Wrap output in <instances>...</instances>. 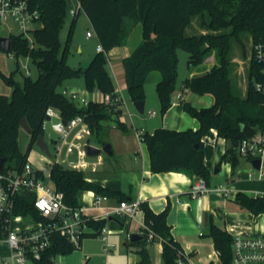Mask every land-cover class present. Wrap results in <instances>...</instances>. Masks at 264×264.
<instances>
[{
  "label": "trees",
  "instance_id": "16d2710c",
  "mask_svg": "<svg viewBox=\"0 0 264 264\" xmlns=\"http://www.w3.org/2000/svg\"><path fill=\"white\" fill-rule=\"evenodd\" d=\"M30 2L41 10V26L33 30L32 43L21 34H11L7 52L16 57H30L39 73L36 78L24 76L22 83L14 79L13 73H0L13 88L10 95L0 93V157L6 158L3 164L5 168H18L28 159L30 147L27 152H23L18 144L22 119L25 117L32 128L31 145L39 135H44L43 123L50 106L59 109L65 119L83 115L91 131L104 145L107 142L101 137L105 127L110 125L106 122L112 120L124 133L131 130L120 119L118 111L121 104L90 100L87 106H79L73 98L59 90L66 80L83 77L85 88L91 92H115L116 87L107 66V53L124 42L126 18L142 24V41L123 60L127 89L133 102L146 100L147 76L152 70H159L162 77L156 90L161 113L165 114L169 110L177 88L178 48L189 53L190 68L202 64L214 49L219 59V64L209 71L183 79L186 89L199 95L210 93L214 97V103L207 107H196L189 101H183L184 110L199 121V128L177 130L160 126L152 132L139 134L148 148L152 172H183L192 179L203 176L209 184L211 172L205 163L203 137L211 129H216L218 136L231 143L221 161L231 163L233 174L240 164V156L234 145L260 130L264 131V91L255 86L257 82H264V57L257 58L255 51L256 44L264 45V0H81V9L89 18L103 47L84 68L72 67L67 61L69 40L78 14L71 19L67 43L63 46L60 33L69 17L67 1ZM196 16L201 18L202 25L208 31L188 35L186 28ZM246 32L251 35L253 52L247 90L245 95H240L231 77V41L234 38L242 42L241 35ZM51 179L57 189L64 193V201L71 206H80L82 194L88 190L116 197L118 201L132 199L121 190L89 180L84 171L60 164L52 165ZM234 201L255 215L264 213V196L239 191ZM141 209L144 223L154 231L159 237L157 241L163 245V263L175 264L181 243L175 239L168 223L171 204L156 212L148 201H141ZM20 212L30 213L35 219L41 218L32 200L27 198L22 199ZM107 222L119 229H123L127 223L125 218L114 216L107 220H92L89 224L98 231ZM140 234V239H127L125 245L138 248L140 264H152L147 245L156 240L149 242L145 229ZM207 235L212 238L222 264H229L232 234L219 226L213 215H210ZM74 250V245L65 237L55 234L50 247L43 252L37 264H48L52 256L69 254Z\"/></svg>",
  "mask_w": 264,
  "mask_h": 264
},
{
  "label": "built area",
  "instance_id": "2783aa9c",
  "mask_svg": "<svg viewBox=\"0 0 264 264\" xmlns=\"http://www.w3.org/2000/svg\"><path fill=\"white\" fill-rule=\"evenodd\" d=\"M76 1L77 8L71 7L68 10V14L72 17L76 16L81 9V0ZM40 18V8L34 6L30 0H0V30L4 29L9 34L5 36H10L13 34L14 28H17L18 34L25 36L32 43L33 30L37 28L36 24L40 22ZM87 36H93L92 30L87 31ZM263 48L262 43L255 45L256 57L259 59L264 57ZM97 49L98 51L103 50L100 43L97 45ZM11 56L15 55L11 53ZM27 75H30L29 70H27ZM255 86L258 90L264 91V82H257ZM64 93L66 92L64 91ZM69 94L68 96L73 100H78L79 106L88 105L89 100L77 92ZM181 99H183L182 93H177L173 103L179 102ZM103 102L121 104L123 98L116 92L105 93ZM64 119L59 109L52 106L47 108L43 128L45 129L46 120H49L52 122V129L60 135V140L54 141L57 157L53 161H48L50 167H35L32 161L27 159L18 168H5L3 165L0 171V243L6 247L0 255V264H37V261L42 258L43 252L50 247L55 234L65 237L74 245L75 249H79L85 234L90 229L97 232V235L104 241L103 248L109 254L115 248L110 237L121 230L111 227L107 222L96 231L89 222L107 220L114 216L123 217L128 222L138 213L143 212L140 199H129L111 204L107 195L95 191H88V195L91 197L90 208L96 210L95 214H90L87 211L88 207L83 202L80 206H71L64 201V193L57 189L51 179V167L54 164L63 165L67 161L69 168L84 171L83 167L89 162L82 159L80 148H78V159L60 160L59 157L63 146H67L69 152L75 146V138L83 131L91 130L89 123L81 114L66 119V124ZM74 131V137L70 138ZM223 139L227 141L225 138ZM236 151L240 157L247 159L250 163L254 159H259V167L251 164L257 170V178L264 179V131L260 130L250 137L243 138L237 143ZM44 160L47 159L44 157ZM99 163L103 164V161L101 160ZM252 175L253 173H251ZM233 192V188L228 184L213 188L203 176H195L192 179L190 197L199 198L211 193L226 197ZM256 195L264 196V194ZM23 198L32 200L40 219H35L30 213L20 212ZM144 229L148 231L149 242L158 240L159 237L146 226L143 220L139 233H143ZM126 236L130 239L131 233H127ZM198 236L203 238L205 234L200 231ZM198 244L209 245L210 250L206 254H198L196 243L181 244L177 249L175 264H222L212 238L211 243L199 242ZM60 255L63 254L52 256L48 264H64L58 259ZM82 264L92 263L86 256ZM229 264H264V234H232Z\"/></svg>",
  "mask_w": 264,
  "mask_h": 264
},
{
  "label": "crops",
  "instance_id": "0c3cea01",
  "mask_svg": "<svg viewBox=\"0 0 264 264\" xmlns=\"http://www.w3.org/2000/svg\"><path fill=\"white\" fill-rule=\"evenodd\" d=\"M194 19L195 18H193L189 26L192 25ZM124 29V42L121 45L115 46L107 53V66L116 87L115 92L122 98L124 92H128L125 80V69L123 60L125 57L130 55L132 51L142 41V24L133 22L132 20L126 18L124 22ZM192 31L198 32L193 34L207 32V30L204 29L193 30V28ZM96 51L98 52L97 47ZM218 64L219 61L217 59L216 51H213L211 54L205 57L202 64L191 68L188 67L186 77L201 75L209 71L214 65ZM161 77L162 73L159 70H152L147 76V80L145 83V110L149 105V101L152 103V105L155 104V107L153 110H150V116L148 117V119L145 120L146 124L142 125L141 129H138V127H136V134L139 135V133H142L144 131L152 132L155 128L160 126H165L177 130H185L187 128H199V121L196 118L190 116L184 110L183 101H189L196 107H207L211 106L214 103L213 95L210 93L204 95L196 94L191 90L186 89L183 86L182 80L181 87H177L175 93L173 94V99L175 98L177 93H182L183 99H181L179 102L173 103L169 110L165 114H162L160 100L156 90L157 83L159 82ZM70 88L71 90H68L69 92L78 93L75 88ZM154 90L157 93L158 104H156L152 92ZM69 92L67 93L68 95H70ZM78 94H80L89 101H104V93L98 90L89 93L86 88H81L79 89ZM107 127L117 129L116 126H111V124ZM122 133L126 135V140L129 139L132 135L131 130L128 133H124L123 131ZM219 138L223 139L222 137L218 136L216 129H211L203 137V140H214V145H212V149H207V147H205L206 144L204 145L205 163L210 169V178L212 174H217L221 171L224 172V177L227 180V184L234 190L232 194H229L226 197L217 193H211L202 195L199 198H191L190 190L192 186V178L189 175L183 172L176 171L160 173L152 172L150 169V154L146 144L142 140V142L139 141L136 144L125 143V148L120 147V149L118 150L119 154L121 155L120 158L115 157L117 149L115 146L112 147L113 154L111 155L115 157L114 164L108 165L104 170L101 171H85V173L89 180H92L96 183H99L114 190H121L132 199L148 201L152 209L156 212L164 210L168 203H170L171 211L168 215V223L171 225L172 233L175 239L181 244L196 243L195 247L198 249V254H206L210 250L209 249L207 251L206 248H210V246L198 243H211V237L208 236L210 239L209 241L206 240V234L201 240H199L196 236H198V233L202 231L201 224H204L209 228L210 215H213L215 222L219 226L226 228L231 234H264V213L255 215L246 209H242L241 207H239L238 204H236V208H233L228 211L229 220L225 219L224 225L218 221V217L222 218V215L220 214V212L217 211V209H220L222 206H226V203H228L229 200L235 202L234 198L237 192L242 191L250 195L264 194V179H258L257 176H255V174L251 172V170H248L245 166H243L241 161L239 166L236 168L234 174L232 173L231 163L227 161H221L222 156L226 151V145L224 149H218L215 143L218 141ZM129 157L133 159L131 163V159H129ZM121 159L125 160L127 163L125 161H122ZM216 167L220 168L219 172L217 173L215 172ZM251 173H253L252 176ZM173 174H178L180 176L173 177ZM88 191L82 194V202L85 204L86 207H88L87 211L90 214H95L96 210L90 208L91 197L88 195ZM108 197L109 203L114 204L118 202V199L116 197ZM143 220V212L138 213L134 218L130 219L127 222V225L124 227L126 230V232L124 233V237L127 238V233H139V230L143 224ZM108 224L113 227L110 223ZM124 228L120 230L123 231ZM94 233L95 231L90 229L85 234L84 238L87 236H98ZM154 243L157 245V249L160 256L159 260L162 262L163 245L160 241H156ZM132 248H135V246L128 247L127 245H125L126 251L132 250ZM86 256L89 257L91 263L92 256L90 254H81L76 264H82ZM62 258L63 259H61V261H63L64 264H68L64 260L65 257Z\"/></svg>",
  "mask_w": 264,
  "mask_h": 264
},
{
  "label": "rangeland",
  "instance_id": "374dc122",
  "mask_svg": "<svg viewBox=\"0 0 264 264\" xmlns=\"http://www.w3.org/2000/svg\"><path fill=\"white\" fill-rule=\"evenodd\" d=\"M67 1V9L69 10L71 7L77 8V1L76 0H66ZM194 22L191 26H189L186 29V33L188 35H192L193 33H198V29H204L207 30L201 23V18L196 16L194 17ZM72 16L69 15L67 22L65 23L64 27L61 30L60 33V39L62 45H66L67 39H68V33H69V27L71 23ZM37 27L41 26L40 23L36 24ZM92 30L93 36L88 37L87 31ZM229 30V29H228ZM13 34H18V29L14 28ZM9 35L8 32L4 29L0 30V36ZM242 42L238 41L236 39H232L231 44V52H230V60H231V77L233 80V84L235 87V90L240 95H245L247 86L249 83V64L250 59L252 55V39L251 35L246 32L241 35ZM99 39L93 30L91 23L89 21V18L87 17L84 10H80V12L77 15V19L74 24L73 32L71 35V38L69 40V47L70 51L68 54L67 61L68 63L75 68H84L86 67L93 56L97 53L96 47L99 44ZM213 51H216L217 59L218 54L217 50L214 49ZM212 51V52H213ZM211 52V53H212ZM210 53V54H211ZM178 54V76H177V87L180 88L182 84V80L186 77L187 71H188V58L189 53L183 49L178 48L177 50ZM219 61V59H218ZM27 70L30 71V76L33 78H36L38 76V68L33 62V60L28 56H11L10 52H7L3 49H0V73H3L5 75H9L11 73L14 74V79L21 82L23 81L24 76H27ZM70 85V86H69ZM69 86V88H68ZM70 87L75 88L76 91L79 93V89L85 88L84 78L83 77H76L72 79L66 80L60 87L59 90L63 91L65 90V94H67L71 90ZM77 88V89H76ZM12 85L8 84L4 78L0 75V93L5 95H10L12 92ZM89 91V90H88ZM156 104H158V98L156 91H152ZM70 93V92H69ZM89 93H92L89 91ZM68 95V94H67ZM152 99V98H150ZM78 104V100L75 101ZM155 105V104H154ZM154 105L149 101V105L147 106L145 112L143 114L139 113L134 105V102L130 98V95L128 92H124L123 94V103H121L119 109L123 110V114H120V118L123 119L126 124L130 127L132 135L129 139L126 140V135L122 133V130L117 128H108L105 127V130L102 134V139L106 141L107 143H110L112 147H116L117 152L115 157L120 158L121 155L119 154L120 147H124V144H136L137 142L141 141V137H139L138 134H136L135 130L136 127L138 129H141L142 125L146 124V119L150 116V110L154 109ZM116 117V115H114ZM112 125H114V122L112 120L106 122ZM149 123V122H148ZM52 122L49 120H46L45 122V129H44V137L46 141L50 145L51 154L47 155L45 152H43L40 147L35 143L31 142V133L28 132L26 129L22 128L19 130L18 135V144L20 149L23 152H28V159H30L35 167L41 168V167H50V163H48L49 160L56 159V145L54 143L55 140H60V135L52 129ZM115 126V125H114ZM137 131V130H136ZM75 135V131L71 134L70 138H73ZM215 139V138H214ZM142 142V141H141ZM226 142V144H225ZM205 147L212 149V145H214V140H204ZM218 149H224L226 145L227 147L230 146V141H225L224 139L219 138L218 141L215 143ZM87 146L97 147V148H103L104 144L103 141H101L94 132L91 130L83 131L81 134H79L75 138V146L68 152V147L63 146L59 159H65L68 158L69 160L72 159H78V148L81 149V157L85 162H89L88 165L83 167L84 172H96L104 170L108 165L115 163V157L111 154H108L105 151H102L98 155H90L87 151ZM125 148V147H124ZM225 149V150H226ZM68 153V156H67ZM44 157L47 160H44ZM240 161L242 162L243 166H245L248 170H251L257 176V170L253 165L246 160L243 157H239ZM131 159V157H129ZM103 161V164L99 163L100 161ZM122 160V159H121ZM133 159H131L130 163ZM125 161V160H122ZM126 162V161H125ZM127 163V162H126ZM64 167L69 168L68 162L65 161L63 163ZM227 184V180L224 177V172L221 171L217 174H212L210 178V186L216 187L219 185H225ZM236 202H233L231 200L226 203V206H222L220 209H217L218 212L222 215V218L218 217V221L221 224H225V219L229 220L228 211L236 208L237 205ZM217 219V218H216ZM127 225V223H126ZM125 225V226H126ZM202 231L207 235L208 227L204 224H201ZM126 232L125 228L123 231H120L119 233L113 234L110 237V240L114 242L115 248L114 250L107 254L104 250V241L99 236H87L82 240L81 248L75 249L69 254H63L58 256V259H63L62 257H65V261L68 264H76L78 262L79 257L81 254H90L92 256L91 263H100V264H140L141 257L138 252V248H132V250L126 251L124 242L128 239L124 237V233ZM194 235V234H193ZM198 237L199 240L202 238ZM206 240H209V237L207 235ZM6 247L0 243V255L5 251ZM147 249L150 255V259L152 264H164L163 261L161 262L159 252L157 249V245L155 243H149L147 245ZM210 248H206L208 251Z\"/></svg>",
  "mask_w": 264,
  "mask_h": 264
},
{
  "label": "water",
  "instance_id": "95a60500",
  "mask_svg": "<svg viewBox=\"0 0 264 264\" xmlns=\"http://www.w3.org/2000/svg\"><path fill=\"white\" fill-rule=\"evenodd\" d=\"M10 44H11V38L10 36H0V48L8 51L10 49ZM134 105L137 109V111L141 114H143L145 112V100H139V101H135ZM119 114L123 113L122 109H119L118 111ZM47 119L49 118L48 116L46 117ZM64 123H67V120L64 119L63 120ZM21 127L26 129L28 132H32V128L30 127L29 123L27 122V119L24 117L21 121ZM36 144L40 147V149L45 152L47 155H52L51 154V150H50V146L49 143L46 141L45 137L43 134L39 135V137L36 140ZM235 148L237 146V144L234 145ZM87 151L90 155H98L100 154L102 151L107 152L108 154H113V148L112 145L110 143H106L103 148H97V147H92V146H87ZM6 161V158L4 157H0V171L3 168V164ZM251 163L255 166V167H259L260 165V160L259 159H254L251 161ZM220 168L216 167L215 168V172H219ZM141 238V234L138 232H133L130 236V240L131 241H136L138 239Z\"/></svg>",
  "mask_w": 264,
  "mask_h": 264
},
{
  "label": "bare ground",
  "instance_id": "6f19581e",
  "mask_svg": "<svg viewBox=\"0 0 264 264\" xmlns=\"http://www.w3.org/2000/svg\"><path fill=\"white\" fill-rule=\"evenodd\" d=\"M178 176H180V175H178V174H173V177H178Z\"/></svg>",
  "mask_w": 264,
  "mask_h": 264
}]
</instances>
